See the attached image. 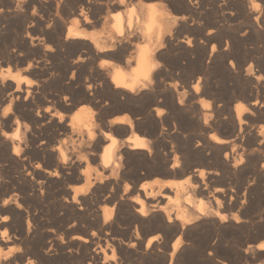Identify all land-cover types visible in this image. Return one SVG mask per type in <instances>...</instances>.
<instances>
[{
  "label": "bare ground",
  "instance_id": "6f19581e",
  "mask_svg": "<svg viewBox=\"0 0 264 264\" xmlns=\"http://www.w3.org/2000/svg\"><path fill=\"white\" fill-rule=\"evenodd\" d=\"M57 2L0 0V80L11 65L12 74L19 70L40 85L37 89L36 84H21L16 90L15 83L9 80L6 87H0V106L12 102L14 112L21 120V128L23 122L27 121L35 132L31 138L32 147L26 153L27 159L22 157L18 160L11 155L10 142L2 135L5 131H15V118L12 114L7 119L0 118V164L6 165L0 169V173L9 180V183L0 182V205L13 193L21 196L18 202L20 207L12 201L9 206L0 207V233L7 228L17 245H22L37 260V264H105V253L112 255L109 244L117 247L118 260H108L107 264H168L164 254L157 250L158 245L163 247L160 241H153L146 255L140 254L148 247L153 234L163 233L165 242L174 241L179 235L177 229L167 224L160 214H154L147 220L140 219L133 213L129 198L121 201L107 183L98 185L88 198L77 196L84 207L81 212L69 195H76L69 184L82 186L77 169H69L71 174L66 172L59 180L48 175L57 170V162L53 152L48 150L47 145L39 146V141L44 139L50 145L55 144L57 137L64 135L66 129L63 125L37 118L36 109L39 108L41 116H44V107L54 106V111L59 110L69 120L72 107L95 102V98L88 96L83 84L84 78L90 75L91 61L72 63L89 41L84 37L69 38L67 43L64 40L68 28L72 27L73 18L79 22L76 31L92 29L93 26L77 14L85 0H64L58 9ZM17 3L21 4L23 11L16 8ZM168 3L176 13L188 17L187 22H182L176 30V40L169 41L167 49L159 54L168 71L162 69L153 74L158 81L154 93L128 95L121 99V95L110 87L97 92L96 98L100 99L101 104L105 99L110 102L109 107L101 109V118L119 113L115 117L114 132L118 139L116 147L126 150L127 179L135 182L142 178L141 172L145 175L170 176L161 154L174 143L175 150L182 154L183 173L197 167L205 171L203 183L208 188L200 192L205 202L212 200L214 203V197H219L224 205L220 209L222 214L226 211L231 215L239 209L238 214L242 218L239 225L233 222L220 228L202 218L196 230L186 236V239L193 241L194 247L178 254L173 264H216L217 259L225 260L228 264H244L240 249L248 243L255 245L264 241V223H256L258 214L264 215L261 211L264 209V171L260 170L258 163L264 160V144H260L264 140V135L260 134L264 131L261 127L264 124L256 126L260 120L264 121V107H261L264 105V80L258 83L254 76L247 74L250 63L255 76L264 73V17L258 25L248 15L245 0H227L226 3L225 0H192L191 4L189 0H168ZM90 7L89 18L98 27L100 21L97 17L103 14L104 7L96 0ZM261 7L264 10V3ZM34 8L38 13L35 16L32 15ZM41 15L44 19L40 18ZM53 21V28L48 29L46 25ZM191 26L196 27L199 34L184 37L182 31ZM41 39L55 48V54L45 51L39 43ZM188 39L193 42L191 48L187 46ZM181 40L183 44L179 43ZM201 40L204 43H200ZM33 43L37 46L33 47ZM213 44L216 45L215 51ZM13 47L17 52L10 54ZM199 49H203L202 54ZM125 54L126 50L120 49L113 57L119 60ZM136 55L133 67L139 64V53ZM47 60L51 63L47 64ZM37 61L40 62L39 68ZM29 62L33 65L32 69L27 68ZM150 63L151 56H146L140 71L146 70ZM73 70L77 73L75 79L71 78ZM110 71L115 75L117 69ZM120 71L127 77L130 69L121 67ZM50 72L56 75L50 76ZM100 75L97 73L96 77L100 78ZM197 77L204 78L199 93L194 86ZM161 80L163 83H160ZM177 80L180 84L173 89L171 85ZM185 90L187 99L180 106L178 93ZM64 95L69 96V102L63 101ZM17 96L21 97L20 101L15 100ZM24 96L29 97L27 102L23 100ZM201 101L211 103L212 107L204 109ZM237 103L242 104L246 111L236 112ZM156 107L164 110L165 115L157 117L153 111ZM125 114H129L128 119L124 118ZM207 115L213 119L205 126L203 118ZM86 118V114L82 116V119ZM165 126L168 132L161 137L160 132ZM168 133L173 134L169 136ZM213 133L217 141L209 139ZM148 138L154 142L149 145L155 151L151 159L146 154V148L138 147L141 140L147 143ZM197 141L200 142L199 148L195 147ZM99 146L98 142L97 150ZM233 147L236 148L235 153L232 152ZM240 153H243L246 163L234 169L232 164L240 158ZM253 155L256 157L253 158ZM37 162L42 164L41 169L33 167ZM25 165L27 171H31L47 187L45 199L33 194L37 181L27 176L23 170ZM216 171H219V176L215 175ZM82 179L86 181L87 177ZM254 179L256 184L249 187ZM217 187L222 188L223 192H215ZM233 189L236 191L233 192ZM237 194L239 199L235 198ZM65 197L68 203H65ZM243 201L246 203L242 204ZM113 204L116 205L115 222L102 227L103 206L112 208ZM184 206L182 201L181 207ZM5 215L9 217L8 221L3 220ZM245 218L247 223L243 222ZM29 221L33 225L30 234ZM73 221L76 226L69 227ZM93 231L96 236L91 235ZM61 233L64 234V242L57 239ZM123 233L127 234L126 238H122ZM131 243H136L140 251H133L129 246ZM184 243L185 237H181V244ZM0 246H4L6 251L4 239H0ZM49 247H52V252L45 254ZM77 249L79 256L76 255ZM209 252L212 253L211 257ZM16 259L23 264V257L18 255Z\"/></svg>",
  "mask_w": 264,
  "mask_h": 264
},
{
  "label": "clouds",
  "instance_id": "9594fccd",
  "mask_svg": "<svg viewBox=\"0 0 264 264\" xmlns=\"http://www.w3.org/2000/svg\"><path fill=\"white\" fill-rule=\"evenodd\" d=\"M47 2V0H45ZM64 0H58L57 9L63 4ZM96 2L104 7V12L101 16L97 17L100 21L97 27L93 19L89 18L91 13V7L93 0H85L84 4L80 5L79 16L83 17L88 24L92 25L91 30L82 29L76 31V27L79 22L75 18L72 20V27L67 30V35L64 37L65 43L72 37H84L89 43L85 46L84 50L76 58L72 60L73 64L88 63L90 65V75L84 78L83 84L86 85V91L88 96L95 98V102H88L76 105L71 108L70 119L66 120L65 116L59 110H53L54 106L44 107V116H41L39 108L36 109L35 115L37 118L44 120L47 119L48 123H57L63 125L66 131H63L64 135L57 137L55 144H48L44 139L39 141V146L47 145L48 150L52 151L56 162L57 170L55 172H49V177H55L57 180L63 178L64 173L71 174L69 169L76 168L79 177L81 178L82 186L73 187L69 184V188L76 195L71 196V201L79 206V211H84V207L81 199H77V196L82 198H88L91 196L97 186H103L106 183L113 188V192L120 196V200L123 201L125 197L129 198V203L134 214L140 219L147 220L154 214H160L162 219L169 225H172L177 229L179 235L174 241H164L163 233H156L151 236L148 241V247H145L141 255H146L151 248L153 241H160L163 247L157 246V250L164 254V258L168 260V264H173V261L177 258L178 254H181L188 248H193L194 244L191 239H186L187 234L190 231H195L202 218L210 220L213 225H218L223 228L224 225L233 223L239 225L242 222V218L238 212H233L229 215L228 212H222L224 205L221 203L219 197H214V203L209 200L207 203L205 199L200 196L201 191H206L208 185L203 183L205 179V171L200 168H193L190 172L183 173V159L182 154L175 150V144L173 143L171 148L162 152V160L167 166L170 176L163 177L160 175H145L141 172V179L133 182L125 177L126 174V150L117 148L118 139L115 136V117L119 113H113L111 116L101 118V109L110 106L108 100H104L103 104L100 103V99L96 98V93L103 91L105 87H110L112 91L121 95V99L126 98L128 95L139 96L147 92L154 93L157 89L158 81L154 78V73H159L160 70L168 71L164 62L159 58V54L166 50L168 42L176 40V30L180 27L182 22H187L188 17L183 14L176 13L168 3V0H96ZM198 2V0H197ZM227 0H225V3ZM192 3V0H189ZM262 3L264 0H245L247 13L252 19L259 25L261 18L264 17V10H262ZM87 6V11L85 10ZM16 8L20 11L24 9L21 4L17 3ZM37 11L34 8L32 15H37ZM59 15V13H57ZM41 19L44 17L41 15ZM195 23V21H193ZM54 21L49 22L46 27L52 29ZM211 35V30L209 32ZM246 34V32H245ZM47 53L55 54V48L51 44H46L45 40L39 41ZM183 44L184 41H179ZM200 43H204L203 40ZM33 47L37 45L32 44ZM187 46L193 47L191 39L187 40ZM213 51L216 49V45H212ZM120 49H125L126 54L119 60L113 57V54ZM227 48H225V51ZM17 49L12 48L10 54L16 53ZM137 52L139 53V64L137 67H133V61L137 59ZM22 55V53H21ZM151 56V63L146 70L140 71V65L145 62V57ZM47 64L51 61L47 60ZM40 62L37 61V68H39ZM130 69L127 77H124L120 68ZM28 69H32L31 62L28 63ZM117 69L116 74L113 75L110 69ZM24 71H27L25 69ZM100 73V78L96 77V74ZM247 74L254 76L255 80L259 83L264 80V73L260 76H255L253 72L252 64L250 63L247 68ZM50 76H55V72H50ZM179 75V73H177ZM77 73L72 71L71 78L75 79ZM203 77H197L195 88L196 92L201 91V81ZM11 80L16 85V90H19L21 84H27L32 86L36 84L37 89L40 87L39 83L30 79L26 75H22L21 71L17 70L15 74H12V66L9 65L6 74L3 79L0 80V87H6L7 82ZM160 83H163L161 80ZM180 84L177 80L175 84L171 85L173 89H176ZM31 95V93H29ZM178 104L183 106L185 99H187V90L185 92H179ZM21 97H15L16 101H20ZM28 96H24L23 100L27 102ZM63 101L69 102V96L64 95ZM204 109H210L211 103L201 101ZM259 103V101H257ZM264 107V105H261ZM236 112L246 111L242 104L237 103ZM0 118L7 119L9 114H12L15 118L17 127L15 131L3 132L6 141L10 142L11 155L20 160L27 159L26 153L31 149V138L35 135L33 126L24 121L21 128V120L14 112V105L12 102L7 103L5 106H0ZM157 117L165 115L164 110L159 107L153 109ZM86 114V120L82 119V116ZM129 114H125L124 118L128 119ZM54 117H58V120H54ZM211 115H207L203 118V124L209 125V121L212 120ZM264 129V125L261 126ZM243 131V129H241ZM168 132V128L165 126L160 132L161 137ZM173 133H168L171 136ZM264 135V131L260 133ZM209 139L211 141H217L216 134H212ZM111 141V143H108ZM99 142V150H97V143ZM153 140L151 138L141 140L138 147L141 149H147V156L151 159L154 154ZM260 144H264V140L260 141ZM195 147H200V142L197 141ZM115 149V151H114ZM232 152H236V148H232ZM246 163L243 153H240V158L232 164L234 169L242 166ZM261 171H264V160L258 162ZM6 167L5 164H0V169ZM35 169H41L42 164L37 162L33 166ZM26 171L27 176L32 180L37 181L33 187V194H38L39 198L45 199L47 194V187L37 180L36 176L32 175L31 171H27V165L23 169ZM177 173H182L178 175ZM211 175V173H209ZM216 176H219V171H216ZM87 177L84 181L82 178ZM0 182L9 183L5 175L0 173ZM203 184V188H202ZM256 184V180H252L249 187H253ZM233 192L236 189L232 190ZM215 192H223L222 188L217 187ZM247 190H245V194ZM175 196V198H173ZM15 198V199H14ZM239 199V194L235 197ZM21 196L19 193H13L7 199L3 200L0 207L9 206L10 201L20 207L19 200ZM107 199V197H106ZM182 201L185 206L181 207ZM65 203H68V198L65 197ZM246 203V201L241 202ZM157 205L160 207L157 208ZM264 212V209L261 210ZM99 214V213H98ZM116 218V205L113 204L112 208L103 206L102 214V227L107 226L110 223H114ZM4 221H8L9 217L5 215ZM175 221V222H174ZM243 222L247 223L245 218ZM256 223H264V215L258 214ZM76 222L73 221L69 227H75ZM38 227V226H37ZM33 225L31 221L28 222L29 234ZM139 228V225L136 226ZM92 236H96V232L91 233ZM137 239H139V231L136 232ZM181 237H185V243L181 244ZM0 239H4L7 245V251L4 246H0V264H20V261L16 259L19 255L23 257V264H37V260L25 251L22 245H17L13 240V237L9 235L8 229L4 228L0 233ZM57 239L64 242V234L61 233ZM75 239V237H73ZM87 243V241H85ZM112 248V255L108 256L105 253V264L108 260L116 262L118 260L117 247L111 244L108 245ZM133 251H140L137 248L136 243L129 245ZM227 246V245H225ZM52 247H49L45 254L52 252ZM71 250V249H69ZM244 258V264H264V241L256 243H248L246 247L240 249ZM77 256H79V250L77 249ZM208 255L211 257L212 253ZM171 257V259H168ZM216 264H228L225 260H218Z\"/></svg>",
  "mask_w": 264,
  "mask_h": 264
},
{
  "label": "rangeland",
  "instance_id": "374dc122",
  "mask_svg": "<svg viewBox=\"0 0 264 264\" xmlns=\"http://www.w3.org/2000/svg\"><path fill=\"white\" fill-rule=\"evenodd\" d=\"M148 1V0H147ZM146 1V2H147ZM195 28V29H194ZM190 29V30H189ZM187 32V33H186ZM195 32V33H194ZM198 35L199 34V31H198V29L196 28V27H187V29L185 28L183 31H182V35L185 37V36H188V35ZM199 53L200 54H202L203 53V49H199ZM190 69V68H189ZM189 71V70H188ZM214 71V70H213ZM186 74V73H185ZM185 74H183V76L185 77ZM219 76H225L223 73H217ZM215 75V74H214ZM260 94L261 93H259L258 95H259V97H260ZM256 96H254V97H252V98H255ZM251 98V99H252ZM253 100V99H252ZM262 124H264V121H262V120H260L259 122H257V124H256V126H260V125H262ZM253 158L254 157H256L255 155H253L252 156ZM127 237V234L126 233H123L122 234V238H126ZM6 251H7V249H6ZM64 264H68V263H64ZM236 264V263H235Z\"/></svg>",
  "mask_w": 264,
  "mask_h": 264
}]
</instances>
